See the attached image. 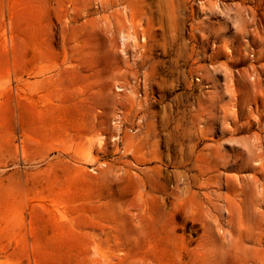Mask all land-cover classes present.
I'll list each match as a JSON object with an SVG mask.
<instances>
[{
  "label": "rangeland",
  "instance_id": "1",
  "mask_svg": "<svg viewBox=\"0 0 264 264\" xmlns=\"http://www.w3.org/2000/svg\"><path fill=\"white\" fill-rule=\"evenodd\" d=\"M0 264H264V0H0Z\"/></svg>",
  "mask_w": 264,
  "mask_h": 264
}]
</instances>
